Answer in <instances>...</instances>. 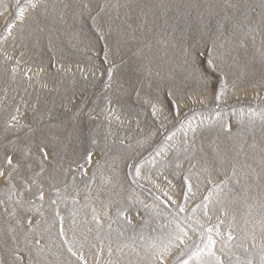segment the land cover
Wrapping results in <instances>:
<instances>
[{
	"label": "rangeland",
	"instance_id": "obj_1",
	"mask_svg": "<svg viewBox=\"0 0 264 264\" xmlns=\"http://www.w3.org/2000/svg\"><path fill=\"white\" fill-rule=\"evenodd\" d=\"M110 1L40 0L32 8L28 0H18L23 19H17V0H0V144L6 142L5 135L24 136L23 128L4 132L13 115L21 125L43 129L48 143L44 176L53 177L39 179L45 189L43 216L34 209L17 208L16 218L24 229L4 211L5 207L12 211L17 197L9 200V186L0 178L4 202L0 259L8 264H76L63 244L64 238L72 242L75 236L80 241L87 238L83 248L87 264H95L101 246V264L109 259L115 264H146L148 245L167 243L179 225L188 236L184 244L172 247L167 264H183L197 248L203 249L208 228L213 229L215 251L226 264L229 259L231 264H243L249 258L259 264L264 247L259 207L264 204V191L252 195L256 178L250 170L249 145L258 142L263 169L264 0H161L158 6L147 5L150 12L144 8V13L135 11L140 0ZM124 10L131 20L128 26L134 29L133 54L108 43L112 31L121 29L119 16ZM8 24L11 34L6 31ZM138 30L142 36H135ZM147 32L166 40L175 35L181 44L183 71L166 85L154 79L162 71L141 43L149 41ZM209 52L215 68L207 63ZM4 54L12 59L5 61ZM131 57L143 63L130 66ZM195 67L207 76V86L197 79ZM221 88L225 91L217 100ZM222 125L230 126L231 133ZM244 139L247 150L232 148L231 143ZM2 156L0 147V160ZM32 169L38 171L36 163ZM243 170L252 206L238 223L237 213L225 202L237 191ZM21 175L27 179L32 172ZM12 183L22 190L15 174ZM31 190L34 193L36 185ZM30 198L38 207V198L25 191L24 200ZM93 208L99 226L92 219ZM57 209L63 217L64 238L59 235ZM252 213L259 221L246 220ZM27 218L32 219L31 232ZM9 227L16 229L17 242L5 249L2 240ZM189 264H197L196 259Z\"/></svg>",
	"mask_w": 264,
	"mask_h": 264
},
{
	"label": "snow or ice",
	"instance_id": "obj_2",
	"mask_svg": "<svg viewBox=\"0 0 264 264\" xmlns=\"http://www.w3.org/2000/svg\"><path fill=\"white\" fill-rule=\"evenodd\" d=\"M28 3L32 8H36L38 4L40 3V0H28ZM264 6V5H262ZM17 7L18 11L16 14L17 19H23V8L19 7L18 0H17ZM67 7V6H66ZM83 7L85 9L88 8V4H83ZM230 7L232 8H238V4H231ZM223 27V26H221ZM11 28L12 24H8L6 26V31L11 34ZM241 46H243L241 44ZM21 56L24 55L23 52L20 54ZM105 57L107 58V53H105ZM12 58L8 56L7 54H4V60L8 61ZM20 61L16 60L15 65L16 67L19 66ZM207 63L209 67L215 68V65L213 63V60L211 58V52H209ZM16 67H12L11 72L13 74V78H15L16 73ZM31 71V69H29ZM43 71V69H41ZM195 72L197 73V79L204 82L205 86H207V76L204 73H201L199 68L195 69ZM109 76L111 78V72L109 73ZM226 87V86H225ZM225 89L221 88L220 94L216 96V99L219 100L221 98V95H223ZM171 95V93H169ZM153 114L156 113V105L153 104ZM16 112L19 113V108L16 109ZM224 130L228 133H231V127L228 125H222ZM20 128L25 129L24 136L21 137L19 135H16L15 139H12L5 135V143L0 144V147H3V156L2 160H0V178H3L5 183L9 186V191L11 192V195L9 196V200L12 199V196H16L17 199L14 201V207L11 212L8 211V208L5 207L4 211L9 216L15 219V223L17 227L20 229H24V223L21 222L20 219L16 218V212L17 208L24 209L25 211H31L35 210L39 215L43 216V212H40V208L43 207L45 202V189L43 184L39 183V179L43 177L45 180H52L53 177L50 174L49 176H44L45 173V163L48 160V152L46 151V148L48 147L47 143V136L46 133L43 131V129L34 128L31 124H25L21 125L19 123V120L16 115L11 116V120L6 124V127L4 129L5 133L8 132H14L18 131ZM195 131V129H193ZM33 149H35V153L33 152ZM159 154V153H158ZM14 157H18V159L13 160ZM88 162H91V154L87 157ZM36 163L38 167V171H34L32 169V164ZM221 163L223 161L221 160ZM195 167V165H193ZM32 172V175H30L27 179H24L21 175L22 172ZM14 174L20 178L21 182V189L22 190H16V185L12 183ZM137 175H139V169H137ZM187 180V178H185ZM32 185H36V191L32 192ZM55 189V194L57 198H60V190L58 188H55V185H50ZM192 187L191 184L188 185V191L191 192ZM29 192L32 196H36L39 200V206L36 207L34 204V201L30 198L27 201L24 200V192ZM185 199H187V195H185ZM53 205L57 204L56 199H51L50 201ZM4 203L3 201H0V204ZM73 203H78V201L73 200ZM32 205V208H26L25 205ZM183 211V208L180 209ZM92 219L96 222V224L100 225V220L98 217V214L96 213V209H92ZM56 217L59 218L61 227L59 229V235L64 238L65 232L63 229V217L60 216L59 211L55 212ZM105 216H107V212L104 213ZM75 216V213H73V217ZM205 216H207V211H205ZM75 223V220L73 219V224ZM127 223L131 224V220L127 219ZM27 224V231H32V219L27 218L26 219ZM110 227V225H109ZM213 229L208 228L207 232L209 233L207 237V243L204 245V248H197V250L193 253L192 256L189 257V260L195 258L197 261V264H226V261L223 258V255H217L215 251V244L216 242L213 240L211 233ZM264 231V229H262ZM8 232H11L12 235L9 237ZM120 235H123L121 233ZM216 235H220L219 231L216 232ZM188 236V233L185 231L184 228H181L179 225L176 226V231L174 234H172L171 238L168 240L167 243H161L157 244L154 241L148 245V249L150 251L146 254V264H167V256L170 254L172 247L179 246L184 244L185 238ZM25 239H27V236H25ZM86 237L84 241L77 240L75 236L73 237V241L69 242L67 238L63 239V244L67 246V252L70 254L71 257L76 258V264H87V261L85 260L83 248L84 244L86 242ZM234 239V237L229 232L227 236V240L231 241ZM17 242V236H16V229L9 227L7 231L5 232L4 238L2 240V246L7 249L12 244H15ZM38 244L39 241H36ZM255 238L253 237V247H255ZM94 247V246H93ZM187 247V245H185ZM227 247V244L223 245L220 249L221 253L225 251V248ZM120 248H117V251H120ZM103 251V246H101L100 250L97 252V258L95 261V264H101V261L99 259L101 253ZM247 251V249H245ZM113 249L111 246L108 248V256H112ZM206 257V258H205ZM239 259V258H237ZM17 260H19V257L17 256ZM189 260H184L183 264H189ZM0 264H8V261L4 259H0ZM105 264H115L111 259L105 262ZM179 264V261L177 262ZM227 264H231V261L227 262ZM243 264H255V261L251 258L245 260ZM259 264H264V247L261 248L260 251V259Z\"/></svg>",
	"mask_w": 264,
	"mask_h": 264
},
{
	"label": "bare ground",
	"instance_id": "obj_3",
	"mask_svg": "<svg viewBox=\"0 0 264 264\" xmlns=\"http://www.w3.org/2000/svg\"><path fill=\"white\" fill-rule=\"evenodd\" d=\"M104 1L107 4H109L111 2L110 0H104ZM140 1H141V3L139 5H135V7H136L135 11H138L140 13L141 12L144 13V8L148 9V12H150L149 6L152 7L153 5H156V4L158 6L159 5L158 3L161 2V0H140ZM138 3H139V1H138ZM147 5H149V6L147 7ZM194 6L196 7V10H198V13H200L201 12V5L197 3ZM125 12H126V10H124L122 12V14L119 16V18H120L119 22L121 24V29H116V30L112 31V34L110 35V38L108 39V43L111 44V46H113V47H119L118 49H120L122 51L123 50L124 51H128V52H131L133 54L134 53L133 50L135 49V46L131 44L132 43V40H131L132 38L131 37H132V35L134 33V29L131 28L130 26H128L129 22L131 20H129L126 17L127 15H126ZM137 20H139V22H143V20L140 17H138ZM148 23H150V22H148ZM140 35L141 36L143 35V31L142 30L136 31L135 36H140ZM158 35L159 34L156 33V32L155 33H149V34L147 32L145 36L149 38V41L141 42V43H143L144 51H146V53L150 55L149 59L151 61H154L156 63V65H157L158 69H160L162 71V73L159 74L158 77H156L154 79H157V80L160 79V81L163 84L165 83V85H166V82H172L183 71L182 65H181V60L183 59L182 58V53L183 52H182V49H181V44L178 43V40L176 39L177 37L175 35L170 36V38H168L169 41L166 40V38H164V39L159 38ZM129 42H130V44H129ZM130 61H131L130 66L143 63L141 60H137V59H135L133 57H131ZM182 61H184V60H182ZM186 63H184V66H185ZM186 73H187V71H186ZM146 77H144V78H146ZM177 90H179V89H177ZM173 92H175V91H173ZM173 94H175V93H173ZM246 139H247V137H246ZM240 141L241 140H238V142H235L234 144L231 143L232 148H235L237 146L236 148H245V150H247L248 149V148L246 149L247 140L244 139V140H242V142H240ZM259 142H260V140H259ZM261 145H262V143H261ZM249 148L251 150V154H250L251 157H250V155H249V157L251 158V162H252L251 163L252 166H251L250 170L252 169V171H254V173H255L254 176L256 178L254 180V185H255L254 187L255 188H253L252 189L253 191L252 190L251 191H252V195L253 194L255 195V193H258L259 190L264 191V168L261 169L260 158L258 157V156H261V158H262V154L258 155L259 154V151H258L259 149L258 148H260L259 145H258V142L254 141L253 143H250ZM242 158H244V157H242ZM245 176H246V170L240 171V174L238 175V178L240 179L241 182L239 184L237 183L238 184V189L233 194H231L229 196V198H226V202H225L231 208V210L233 212L237 213V216H238L237 217V222L238 223H241L243 221L242 215L246 212V210H248V207L250 208L252 206L251 205L252 202L250 204L247 201V197L248 196H247L246 192L248 193V191L246 190V185L244 184L245 183L244 182V180H245L244 177ZM230 189H231V187H230ZM261 196L264 198V193ZM255 205L257 206V204H254V206ZM251 209L253 210V208H251ZM259 209H260L259 212L261 213V216H262L261 221H262V223H264V204L261 205L259 207ZM253 213L251 215L248 214L249 216L246 218V220H249V221L258 220L257 216H256L257 213L256 214H253ZM252 222H254V221H252ZM256 228L257 227H255V230H256ZM263 229H264V227H263ZM258 232H260V230ZM250 237H252V236H250ZM251 240L253 241V238H251ZM255 240H256V238H255Z\"/></svg>",
	"mask_w": 264,
	"mask_h": 264
}]
</instances>
